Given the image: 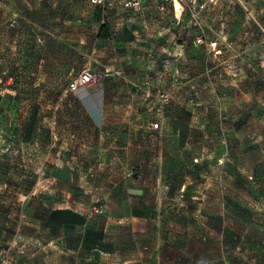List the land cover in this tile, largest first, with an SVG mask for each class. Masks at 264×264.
I'll return each mask as SVG.
<instances>
[{
  "label": "rangeland",
  "instance_id": "obj_1",
  "mask_svg": "<svg viewBox=\"0 0 264 264\" xmlns=\"http://www.w3.org/2000/svg\"><path fill=\"white\" fill-rule=\"evenodd\" d=\"M123 1L0 0V264H264V0Z\"/></svg>",
  "mask_w": 264,
  "mask_h": 264
},
{
  "label": "crops",
  "instance_id": "obj_2",
  "mask_svg": "<svg viewBox=\"0 0 264 264\" xmlns=\"http://www.w3.org/2000/svg\"><path fill=\"white\" fill-rule=\"evenodd\" d=\"M37 2V5H39V8L42 9V10H35V15H37V12L41 15H43V19L39 20V21H36V23H39L41 30H44L46 33H47V37L48 39H60V28L62 25H68V27H71L74 25V20L73 19H62L61 18V14L64 10H57L58 8V5L62 2V0H36ZM9 9V8H8ZM8 9L7 8H4V10L8 12ZM10 10V9H9ZM175 10H176V7H175ZM67 12H70L73 11V10H65ZM6 12H3L2 16L0 17V40L2 38H4V34L5 33H8L7 34V40L9 42H15L16 40V34L14 35V32L8 28V26H6L8 20L10 19L9 16L6 17ZM13 34V35H11ZM95 44V43H94ZM107 60V59H106ZM111 57L108 59V61H105L107 63H110L111 62ZM68 79L69 76H67ZM105 96V92L104 90L100 87L98 90L92 92L91 94V97H94L95 99H99V100H103ZM96 104V103H95ZM103 105V104H102ZM103 109H105V104L103 106ZM105 114V111H101V114H100V117H103V115ZM136 188V187H135ZM139 189L140 188H136ZM140 192V191H139ZM142 202L143 204H141L142 206L140 208H138V204L137 206L134 205V202L131 203V202H127L126 203V206H125V209H124V212L121 213V217H126V216H130L131 218H138L139 220H144V217H142V211L145 210L146 208V205H147V208L149 207V201L148 200H145V199H142ZM136 204V203H135ZM145 221V220H144ZM228 234H225L223 232L221 233H218V240L220 241V245H225L224 243V239H226V236ZM143 250L147 249V246L144 245L142 247ZM254 255H251V258H250V262L253 263V261H255L253 258ZM203 260H200V262L202 264H206V262H210V261H207L208 259L206 258H203ZM245 262H248V261H245ZM193 263V262H192ZM250 264V263H248Z\"/></svg>",
  "mask_w": 264,
  "mask_h": 264
},
{
  "label": "built area",
  "instance_id": "obj_3",
  "mask_svg": "<svg viewBox=\"0 0 264 264\" xmlns=\"http://www.w3.org/2000/svg\"><path fill=\"white\" fill-rule=\"evenodd\" d=\"M100 2L101 0H96V2ZM146 0H124L123 7L127 9H131L134 11H138L141 9L142 4ZM159 3L161 6L171 3L173 9L175 10V5L179 6V16L183 10L188 11L189 16L193 20H197V13L194 11L197 7L196 0H154ZM209 2H214V0H208ZM176 11V10H175ZM212 46H215V43H211ZM97 83V75L95 72L89 67H85L74 79H72L67 88L70 91H78L80 89H87ZM12 84V78L10 76H1L0 75V95H5L6 91ZM154 128H157V124L153 125Z\"/></svg>",
  "mask_w": 264,
  "mask_h": 264
},
{
  "label": "bare ground",
  "instance_id": "obj_4",
  "mask_svg": "<svg viewBox=\"0 0 264 264\" xmlns=\"http://www.w3.org/2000/svg\"><path fill=\"white\" fill-rule=\"evenodd\" d=\"M177 9V8H176ZM177 12L179 11V9L176 10Z\"/></svg>",
  "mask_w": 264,
  "mask_h": 264
},
{
  "label": "trees",
  "instance_id": "obj_5",
  "mask_svg": "<svg viewBox=\"0 0 264 264\" xmlns=\"http://www.w3.org/2000/svg\"><path fill=\"white\" fill-rule=\"evenodd\" d=\"M68 86V85H67Z\"/></svg>",
  "mask_w": 264,
  "mask_h": 264
}]
</instances>
